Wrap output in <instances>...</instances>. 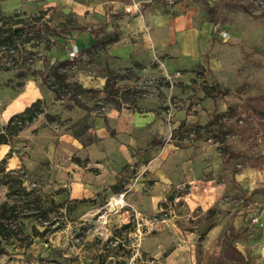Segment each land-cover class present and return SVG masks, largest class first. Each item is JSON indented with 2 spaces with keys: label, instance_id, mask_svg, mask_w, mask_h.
I'll return each instance as SVG.
<instances>
[{
  "label": "rangeland",
  "instance_id": "rangeland-1",
  "mask_svg": "<svg viewBox=\"0 0 264 264\" xmlns=\"http://www.w3.org/2000/svg\"><path fill=\"white\" fill-rule=\"evenodd\" d=\"M189 1L197 5L199 17L214 20L213 35L204 48L207 62L191 69L193 73L181 69L178 77L174 76L177 69H168L161 60L140 64L131 60L127 66L109 46H100L70 59L66 82L57 83L52 72L69 53L62 34L67 22L56 12H15L22 23L35 27L30 33L33 41L20 42L8 51L17 59L15 65L29 68L32 51L35 57L45 58L47 84L57 98L77 109L79 118H55L54 123L66 121L75 135L91 142L99 140L91 129L92 115L142 116L150 110L168 128L175 126L171 139L183 148L188 167H183V179L168 189L163 209L157 213L165 220L142 234L137 228L122 227L120 221L115 223L118 211L105 213L110 200L116 202L112 197L119 199L118 193L101 200L93 210L81 208L88 200L70 199L61 209L43 197L40 174L16 175L27 179L23 185L42 196L44 208L50 210L51 231L34 237L27 247L19 241L10 244L9 253L0 255V264H264V18H254L233 4L242 1L260 13L264 0ZM223 31L229 36L222 37ZM6 60L0 51V64ZM215 82L230 93L216 100L208 96L204 86ZM74 94L78 101L71 98ZM230 106L236 112L226 120L225 132L235 153V168L223 163L213 128H202L201 133L193 130ZM0 162L1 170L4 163ZM6 174L7 170L0 171V199H6ZM19 220L24 234H32L34 225L45 228L35 217Z\"/></svg>",
  "mask_w": 264,
  "mask_h": 264
},
{
  "label": "crops",
  "instance_id": "crops-1",
  "mask_svg": "<svg viewBox=\"0 0 264 264\" xmlns=\"http://www.w3.org/2000/svg\"><path fill=\"white\" fill-rule=\"evenodd\" d=\"M133 1L140 2V9L127 12ZM34 11L62 15L69 51L76 44L80 53L109 46L127 66L131 60L139 64L161 60L170 70L193 73L191 69L207 62L204 48L213 35V22L199 17L197 5L189 0H0V12L5 15ZM46 53L51 56L49 50ZM65 59L69 55L59 62ZM28 67L0 69V133L7 134L0 143V161L6 170L16 175L40 174L43 197L62 203L61 209L70 199L88 200L81 208L93 210L101 200L125 191L128 205L114 216L122 227L130 223L129 228H137V220L160 213L168 189L183 179V167H188L183 148L171 139L175 126L168 128L150 110L142 116L92 115L91 129L99 140L85 142L66 121L54 123L55 118L79 117L77 109L57 98L47 84L45 58L36 56ZM36 102L47 115L15 134L7 133L11 118ZM6 190V199L0 203L8 200L9 186Z\"/></svg>",
  "mask_w": 264,
  "mask_h": 264
},
{
  "label": "trees",
  "instance_id": "trees-1",
  "mask_svg": "<svg viewBox=\"0 0 264 264\" xmlns=\"http://www.w3.org/2000/svg\"><path fill=\"white\" fill-rule=\"evenodd\" d=\"M233 4L242 7L254 18H264V10L260 13H256L249 4L242 1L233 2ZM20 16V13L5 15L0 12V51L2 52V55L7 58L6 62L0 64V69H10L16 66L15 64L17 59L8 54L10 49L17 48L20 42L24 44L35 39V36L30 35L32 29H35L34 25L22 23V18H20ZM210 21L214 22L212 19ZM11 22H13V24H11ZM34 59L35 53L32 51L31 56H29V65L34 61ZM10 61H12V64H9ZM69 63H71V60L65 59L60 61L54 67L52 73L57 83L66 82L67 74L64 69ZM32 72L35 73V70ZM109 82L110 81L106 84L107 87H109ZM204 87L205 93L215 100L220 97H225L230 93L229 90H223L218 82L205 85ZM71 98L78 101L75 94L71 95ZM40 108L41 106L38 102H36L24 112L14 115L7 127V133L15 134L21 130L25 124L33 121L36 117V111ZM235 112L236 107L230 106L226 111L216 112L213 114V116L205 124H196L193 126V130H199V133H201L200 130L202 128H213L212 137L215 141L220 142L219 149L222 153L223 163L231 168H235V153L230 148L226 140L225 122L230 119ZM18 121H20V123H18ZM6 140L7 134L4 132L0 133V143ZM75 159L80 160L78 157ZM235 170L238 171L237 169ZM0 171H5L4 165ZM4 183L9 185L7 195L8 198L13 199V201L9 202L8 200H5L0 203V255L9 253L8 246L13 244L15 241H19L22 246L27 247L33 243L34 237L45 236L51 231L50 225L47 224L50 210L44 208L42 204L44 201L42 196L36 194L34 189H28L24 186L23 177L16 176V174H13L12 171H7ZM115 189L119 190L120 187L116 186ZM53 203L56 208L63 207L62 203H56L54 201ZM29 217L37 218L40 223L45 226V228L41 230L37 225H34L32 234H24L23 222L19 219ZM130 226V223L123 225L126 229Z\"/></svg>",
  "mask_w": 264,
  "mask_h": 264
},
{
  "label": "built area",
  "instance_id": "built-area-1",
  "mask_svg": "<svg viewBox=\"0 0 264 264\" xmlns=\"http://www.w3.org/2000/svg\"><path fill=\"white\" fill-rule=\"evenodd\" d=\"M136 9H140V2L133 1L132 4H130L126 7L127 12H131V11H134ZM221 35H222V37H228L229 32L223 31V33ZM68 55H69V59H71V60H74V59L79 57L80 49H79L77 44L72 46ZM64 70L67 71L68 66ZM180 75H182L181 70H177L174 74L175 77H178ZM169 77L171 78L172 76H169ZM44 114H45V111L42 108H40L39 110L36 111L35 119H38L39 117L44 116ZM18 123H20V121H18ZM5 170H6V168H5ZM125 194H126L125 191L118 193L117 195H118L119 199H117V197H112V200L115 199L116 202H112L110 200L108 207L105 210V213H108L109 211H114V210L119 211L122 207L127 205V203L124 200ZM164 214H166V212ZM101 216H104V214H102ZM136 217L138 218V214H136ZM160 220H165V217L162 216L160 218V216L154 215V216L148 218L146 221L139 219L137 222V231L140 234H142L144 231H148L149 229H151V226L153 224L159 222ZM119 241H120V239L118 237H116V239L114 240V243L117 244Z\"/></svg>",
  "mask_w": 264,
  "mask_h": 264
}]
</instances>
